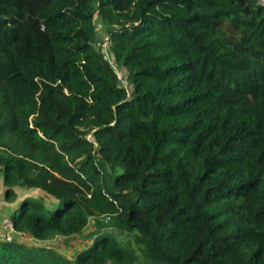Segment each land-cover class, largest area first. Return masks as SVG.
Masks as SVG:
<instances>
[{
	"label": "trees",
	"instance_id": "1",
	"mask_svg": "<svg viewBox=\"0 0 264 264\" xmlns=\"http://www.w3.org/2000/svg\"><path fill=\"white\" fill-rule=\"evenodd\" d=\"M262 1L0 0V264H264Z\"/></svg>",
	"mask_w": 264,
	"mask_h": 264
},
{
	"label": "rangeland",
	"instance_id": "2",
	"mask_svg": "<svg viewBox=\"0 0 264 264\" xmlns=\"http://www.w3.org/2000/svg\"><path fill=\"white\" fill-rule=\"evenodd\" d=\"M96 32H97V39H98V46H102L105 43L106 33L105 28L101 25L99 21L96 20ZM111 61V59H110ZM111 66L113 69L118 73L119 75H123L126 77V71H123L119 69L113 61H111ZM125 88L129 90L128 82L127 80L125 83H121ZM25 196H31V197H39V192L37 191H30L27 194L24 192ZM44 203L46 206H49L51 208V199L47 198L44 199ZM110 232L114 234V236L117 238L118 241L121 243H132V237L128 236L127 234H119L116 230L110 229ZM97 231V225L95 221L91 220L87 226V228L84 230V232L81 235L73 236L68 239H62V238H56L51 240L50 242L44 243L45 245H49L52 247L59 248V251L62 252L67 258L71 259L74 257V255L80 251L81 249H84L85 247H88L91 245L93 237L91 235L93 233H96ZM29 242L28 244H30Z\"/></svg>",
	"mask_w": 264,
	"mask_h": 264
},
{
	"label": "built area",
	"instance_id": "3",
	"mask_svg": "<svg viewBox=\"0 0 264 264\" xmlns=\"http://www.w3.org/2000/svg\"><path fill=\"white\" fill-rule=\"evenodd\" d=\"M263 3L264 1H262V4ZM106 41H107V37L105 38V43L101 46L102 53L104 55V58L108 60L109 63H111L110 54L108 51ZM116 74L120 82L125 83L126 77H124L122 74L121 75H119L118 73ZM108 221H109V217H106L104 222L107 223ZM0 241L8 242V243L12 241H18V242H24V243H29V242L35 243V241L29 238L26 234L17 233L15 231L14 225H13V222L10 216L3 218L0 223Z\"/></svg>",
	"mask_w": 264,
	"mask_h": 264
},
{
	"label": "crops",
	"instance_id": "4",
	"mask_svg": "<svg viewBox=\"0 0 264 264\" xmlns=\"http://www.w3.org/2000/svg\"><path fill=\"white\" fill-rule=\"evenodd\" d=\"M15 190L17 193L16 201L14 203H7L4 199L5 187L3 186V178L0 173V223L3 218L11 216L14 212H16L17 209L19 208L21 201L25 197H27L25 196L24 191L19 189H15ZM35 191L39 192V195L42 196L43 193L41 191L39 190H35Z\"/></svg>",
	"mask_w": 264,
	"mask_h": 264
}]
</instances>
